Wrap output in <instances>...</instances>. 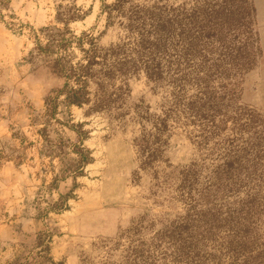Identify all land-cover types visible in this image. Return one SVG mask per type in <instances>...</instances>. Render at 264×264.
Listing matches in <instances>:
<instances>
[{
    "label": "rangeland",
    "instance_id": "374dc122",
    "mask_svg": "<svg viewBox=\"0 0 264 264\" xmlns=\"http://www.w3.org/2000/svg\"><path fill=\"white\" fill-rule=\"evenodd\" d=\"M131 1L193 6L191 0ZM69 2L11 0L10 9L22 23L40 29L55 24L57 7ZM113 2L77 0L85 17L71 29L90 32L101 48L126 41L121 19L107 25L101 12L104 3ZM251 2L263 54L254 69L236 77V104L264 117V0ZM32 48L26 32L15 34L0 23V264H130L134 250L153 246L158 256L166 245L158 243L157 234L186 213L180 171L194 163L207 168L200 178L205 176L216 163L221 139L231 135L230 126L206 143L197 126L172 122L161 158L142 169L133 145L139 133L134 109L160 115L170 105L172 88L141 71L128 73L115 81L124 93L117 111L89 112L90 105L70 106L61 96L51 113L46 100L62 83L30 56ZM74 145L91 162L71 173L78 159ZM255 236L264 248V213L257 216ZM225 245V234L216 232L213 241L194 250L200 264H231ZM156 263L176 264L168 258Z\"/></svg>",
    "mask_w": 264,
    "mask_h": 264
},
{
    "label": "trees",
    "instance_id": "16d2710c",
    "mask_svg": "<svg viewBox=\"0 0 264 264\" xmlns=\"http://www.w3.org/2000/svg\"><path fill=\"white\" fill-rule=\"evenodd\" d=\"M76 2L57 7L55 24L34 29L11 12V0H0V23L15 34L26 32L30 56L62 83L55 97L47 98L48 111H56L61 96L70 106L90 105L89 112L117 111L124 93L115 81L128 73L141 71L150 81L166 83L172 99L160 115L134 109L139 133L133 145L142 169L161 158L172 122L197 126L206 143L230 126L231 135L221 139L216 163L205 176L200 178L207 168L194 163L180 171L179 197L187 209L180 223L157 234L158 243L166 245L163 252L157 256L154 246L134 250L130 264L167 258L200 264L195 246L213 241L216 232L226 236L231 264H264V248L255 236L257 216L264 213V117L236 104V77L254 69L263 54L251 0H191L189 9L131 0L104 3L107 25L120 18L118 26L127 33L126 41L109 48L99 47L90 32L71 29L85 17ZM73 148L78 159L71 173L91 162L84 149Z\"/></svg>",
    "mask_w": 264,
    "mask_h": 264
}]
</instances>
